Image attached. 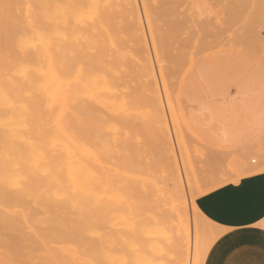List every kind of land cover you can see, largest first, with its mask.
I'll return each instance as SVG.
<instances>
[{
    "label": "rangeland",
    "instance_id": "obj_1",
    "mask_svg": "<svg viewBox=\"0 0 264 264\" xmlns=\"http://www.w3.org/2000/svg\"><path fill=\"white\" fill-rule=\"evenodd\" d=\"M64 1L67 2L68 0H63V2ZM120 1L125 2L120 4ZM133 1H135L134 3L138 5L134 7L140 8L138 10L143 9L145 12L141 11L142 14L138 13V10V12H135V9L132 10L134 7L126 4ZM116 2H118L120 5ZM139 2H142L143 6ZM111 3L116 4L111 5ZM146 3H152L153 8H155V6L160 8L161 6V9H163V4H165L166 7H169V10H166L165 7L164 9L166 11L162 10V15H160L161 9L158 12L156 8H151V11L149 4L147 5ZM159 3L162 4L159 5ZM125 4L126 6L124 7ZM100 5L101 14H103L104 10L111 13L107 15L110 24L112 25L111 21L113 19V26L115 27L116 25V29H113V26H111V30L114 32V34L120 32V29L122 28H120V25H122L126 28V30L125 28L124 30L129 34L133 33L131 35H134V38L132 36L131 38H127L129 36L127 32H125L126 34L123 35V29V32H120L122 35L118 33L119 36L116 34L117 36L114 35L112 37V33L111 38L109 34L112 31L110 33H106L100 27L99 38L97 36L98 33H95L94 35L90 33L87 34L83 41L84 43L86 42V45L89 44L87 45L89 47H87L84 46L85 44L83 43V55L86 57L84 58V61H89V63H91L93 60L92 65L94 64V66H96L98 64V66L94 68L96 69L99 67V70L96 72L99 77V85L103 89H99V92L101 93H99V96L101 95L102 97H99V101L95 105V108H97V124H102L101 126L99 124V127L97 128L100 131V129L104 126V129H102L101 132L98 130L96 131L98 135H103L102 138H100V136L97 138V140L99 139L98 143L102 141L103 144L101 142L100 146L98 145V148L100 150L102 148V151L98 149V162L95 164V167L98 165H100V167L103 166V168L101 167L103 170H98L99 166L96 169L98 172L97 176L102 178V174H100V172L103 173L105 175L103 178L105 177L104 179L106 182L105 180H102L103 178L100 179L98 177L100 181L105 182H103L105 186L103 183L101 185V183H98L99 180L97 178V186H100H98L99 192L96 198L98 201L97 208L99 205L101 206L100 209H96L97 212L95 213L97 215L101 214V210H104V208H106L104 210L105 212L113 210L112 212H109L110 216L107 215L108 213H104L103 211L102 214L104 215L101 214L99 215L101 217H97L98 220L103 218L102 224L100 223L101 220H99V222L97 221L101 226L98 225L96 227V222L94 227L90 226L87 230L85 229L86 232L84 230L83 238L86 237V239L91 244L100 247L98 249L99 252H101V256L104 254L103 251L106 253L111 251L112 255L110 259L107 260L105 258L102 259L99 257L100 260L97 264H103L104 261V264H129V262L130 264H159V262L160 264H183V262L184 264L185 262L186 264H205L208 253L223 235V231L220 230L212 221L207 219L202 209L204 200L210 194L217 191L212 197V201H214L217 206H221V194L223 186L234 184L240 178L264 172V0H150V2H146V0H101ZM108 6L109 8H106ZM118 9L120 13L121 10L122 12L124 11V13H127L125 11H128V9L132 12H135V16L138 18L137 21H141L142 25H140V22L138 23L136 21V18L134 20V17L130 16L129 19L126 15L124 16H126L125 20L128 21V26L125 20L123 21L124 25L121 23L119 24L116 20L119 19V21H121L124 18L119 17L120 14H117ZM153 11L155 14L152 13ZM155 11H157L158 14ZM112 12L116 13L114 14ZM116 14L118 16H116ZM137 14L139 15L137 16ZM127 15L129 14L127 13ZM132 15H134V13ZM99 17L100 21L103 23V17ZM140 17H142V19L146 22H144ZM133 20L136 21L138 25ZM129 21L134 23V27H137V29L139 28L141 34L143 31L145 34V29H149V31H146L147 35L145 36L148 41H145V38L142 40L145 41L144 44L149 45L150 48L146 47L147 49L149 48V51L147 49L144 50V48L143 50L145 52H137V54L140 55V57L137 56L139 57V60H136L137 57L136 59L130 58L131 61L136 60L139 66H141L140 63L143 62L142 64L147 63L148 67V62L151 61V64L149 63L150 68L148 67V70L146 69V66L143 65V68L146 69V71H144V75L141 70L140 71L142 74L138 72L140 68L142 69V66H137L136 62L134 61V65L139 67V69L133 67V65L130 64L128 57L133 56L132 58H135L136 53H134V50H140L139 47L136 48V46L140 45L137 43L138 40L140 41L138 42L141 43L143 47L148 45L142 44L143 42L139 38V33L136 31L137 29L134 30L131 26L132 24H129ZM152 23H155L158 26L159 24L160 26L162 25L163 33L162 30H160L161 28H157L158 26L156 27V25H153ZM151 24L154 27H152ZM156 29L157 33L159 30L160 33L157 34ZM115 30H117V32ZM104 32L106 33L105 35L109 37L108 40L111 39L110 41H104V39H107L105 38L106 36L104 35ZM137 35L138 38H136ZM120 36H126V38L124 37L125 39H128L129 41L131 39L133 42L130 41L131 43L127 42V44L126 41H122L124 38L121 39ZM115 38L116 40L118 38L119 41L121 39V42L118 41L120 44L117 43L118 45H121V49L117 48L119 47L116 44L117 41H113ZM91 40L93 42L96 40L95 43H98L100 46H94V43ZM104 43L107 46L110 45L112 50L114 52L116 51L117 55L111 50V47H104ZM123 43H125L123 45L124 47L122 46ZM133 43H137L136 46H134L135 48H133ZM112 44L115 47L112 46ZM91 45L93 46L91 47ZM141 45L140 47L142 49L143 47ZM86 47L88 48V52H86ZM129 47H132L133 49ZM99 48L102 52L99 51ZM103 48L107 50H103ZM122 48H125L124 50L126 51H124ZM129 49L132 50L133 53H129L130 51H127ZM95 51L97 53L99 51L98 55ZM121 51L123 52L120 53ZM92 52H94V57L91 56ZM105 52L107 55L110 54L109 52L113 54L112 56L110 55V60L107 59L108 56H105ZM142 52H144L143 54L147 53V55H143ZM87 54L88 56H85ZM95 54L97 57L99 54L101 56L103 54L106 59L104 56H99V58H97L95 57ZM123 54L124 56L126 54L128 55H126L127 58L125 57V59L128 60L126 61L127 63L125 60H122L124 59ZM119 56H123V58H120V60L123 62H119L122 67H120V65L117 66L118 61H115V64H110V62L113 63L115 58L117 60V57L119 60ZM141 56L143 58H141ZM104 59L109 63L106 64ZM155 61H157V63ZM124 62L126 65L129 64L130 66H127L128 68L125 67V65L123 66L122 64H124ZM112 66H115V68H111ZM151 66H153L155 71L151 68ZM130 67L133 69L135 68L138 71L135 69L134 71L133 69L131 71L129 70ZM117 68L120 71H117ZM125 68H127V70ZM150 69L154 71L153 73L155 74L151 73V75L156 77L155 79L157 82L155 84L158 85H153V81V84L144 82L145 80L143 77L141 79L144 80L142 84H148V87L150 84V86H155V88H150L151 91H149L146 85L143 86L141 84L139 86L141 79H139L140 81L136 79L137 82L133 81L135 80L134 77H136L138 74L140 75H138L139 77L145 76L146 72H149ZM121 71H123V73ZM135 72L138 74L136 75ZM124 73L128 74V76L124 75ZM121 74L126 78H121ZM148 74L149 73H147V76ZM151 75L149 74L150 77ZM112 76H115V78L117 77L116 79L120 77L117 81L115 78H112L116 81L115 84L117 83V86L120 84L118 87L112 83L114 82L112 79H109V77L111 78ZM149 76L145 78L148 79ZM154 77H152L151 80H153ZM130 80H132L133 84L127 83L130 82ZM104 85H107L109 90L111 86L114 88L109 92L108 87L106 86L108 91L105 92ZM129 85H133L135 88L132 86L130 87ZM120 86H122L121 88L125 87V90L123 89L124 92H121L122 89L119 88ZM143 87L145 89L143 90V93L146 94V92H152V94L150 93L142 95L141 90ZM116 88L117 91L115 90ZM130 89L132 90V93H130ZM154 89L159 90L157 91ZM126 90H128L127 94L130 93L131 96H129V94L126 96ZM102 93L103 95L105 94V96L107 93L108 95H113L112 97L114 98L110 96V98H107L106 100V97L104 98ZM120 94H122V96ZM156 94L158 98L155 97ZM116 95H119L120 99L116 100V98H119ZM123 95L125 96L123 97ZM140 95L143 97L140 98ZM114 99L117 102L113 101ZM122 101H124L125 104ZM131 101H133L132 104H129ZM97 105H100L99 109ZM105 112L109 113V115L105 114ZM111 115H114L113 117L116 116L118 118H114V121ZM107 116L112 120L109 121L110 119ZM125 117L129 121H127ZM100 119H102V121H100ZM103 121H105L108 126L107 124L102 123ZM124 126L125 129L123 130ZM103 133L112 135L111 137L109 136V138H107V135ZM103 137L104 139L108 140L103 141ZM107 141L110 145L106 144ZM116 141L117 143H115ZM110 142H112V146ZM104 143L106 145H104ZM120 144L124 146V148L121 147ZM101 145L104 147H101ZM109 148L111 149V152H109ZM121 148H123V150H121ZM103 149L104 151L107 150L105 152H108V154L105 153ZM113 151H115V153ZM103 155L105 157H103ZM109 155H111V160H109L110 163L108 164L107 158H109ZM101 156L105 160H103ZM106 162L107 164H105ZM110 171L113 172H111L113 174V178L116 174V181L111 176L112 180L110 183L111 186L113 185V187L110 186V183L108 184L110 180L108 177L112 175ZM121 179H123L122 182ZM106 184H108V186ZM125 185L126 187H123ZM104 188L105 190H103ZM103 197L106 198L104 199ZM117 205L118 208H115ZM121 206L124 208V210H122L123 208L119 209ZM116 214L118 215V218L120 216V221L121 218H125L124 220H126L128 217L127 221H121L122 223L120 222L121 224L118 225L119 222L118 219H116ZM158 218H160V221ZM104 219L107 220L104 221ZM185 219L186 223H183ZM179 220L181 225H179ZM108 221H111V223L113 222L114 225ZM115 222L117 224H115ZM143 222L147 223L148 228H146L147 226H145ZM167 222H169V224ZM123 223L126 226H122ZM128 223H131V226ZM141 223L143 224V227L145 226L144 228H146L145 230L147 232L145 234L143 233L142 226H135ZM167 224L172 228L170 229ZM158 225L159 228H162L160 229L161 231L163 230V232L167 233V235L169 234L168 237H166L165 234L163 237V232L161 234H157L160 232V230L157 231ZM175 226H178L177 229ZM108 227L112 228L108 229ZM135 227L136 229L140 230V233L136 232ZM149 227L151 230H154H148ZM89 229H94V231L98 229L95 232L99 231V235L98 233L93 235L90 233L93 232V230L90 231ZM107 230L113 232L111 234H114V238L112 235H110V231L108 232ZM155 230L156 233L154 232ZM180 230L183 232V234ZM106 231L108 233L105 235L104 232ZM125 231L127 234H124ZM180 233L183 237L185 234V240L180 237ZM103 234V237L100 236ZM174 234H176V240L175 237H173ZM133 236L135 238H133ZM95 237H97V239ZM1 238L2 237H0V241L2 240L0 242V254L2 253L1 247L4 249L3 251L6 252L2 243L4 238ZM145 238H149V240ZM126 239H131L132 243L130 245H126ZM138 239H142L141 244L144 245V248L141 247L142 245H138L140 244V240L138 241ZM158 239L160 242H158ZM186 239L189 240L190 245L187 243ZM87 240H84L85 246L89 247L91 244H89ZM103 240H106L105 243H108L105 245ZM146 240L148 242H146ZM171 240H175L179 244H181L180 241L182 240V242L184 241V244L182 243L179 245L181 246L179 248V246L176 245L177 243H173ZM58 242L60 241L57 240V243L56 241H52L50 243L51 249L56 246V248L58 247V250L59 248L66 246L62 240L60 243ZM157 243H159L160 246ZM171 243H173L175 246L172 247ZM161 246L163 251H161ZM166 248L169 250H166ZM114 249H117L116 252ZM164 250L169 251L168 255ZM179 250L182 254L179 252ZM202 251H206V253H208H203V256H201ZM173 252L175 254H173ZM130 254L132 257H129ZM179 254H181V256L183 255V257H181ZM6 255L7 252L5 255L2 254L0 256V263L6 264V261H8ZM2 258L3 260L1 261ZM117 258H119V260ZM176 259L178 260L176 261Z\"/></svg>",
    "mask_w": 264,
    "mask_h": 264
},
{
    "label": "bare ground",
    "instance_id": "obj_2",
    "mask_svg": "<svg viewBox=\"0 0 264 264\" xmlns=\"http://www.w3.org/2000/svg\"><path fill=\"white\" fill-rule=\"evenodd\" d=\"M122 2L124 3L125 1H120V4H122ZM128 2H130V1H128ZM134 2L135 1H133L131 3H126V4H129V6H132V7L138 6ZM146 2H150V0H146ZM116 3H118V2H116ZM116 3H111V5L116 4ZM100 4H101V0H68L67 2H65V1L63 2V0H0V237L4 238L2 243H3V246L6 250V252H7L6 256L8 258V261H6V264H97V263H99L100 258H102V259L105 258L107 260L111 258V255H112L111 251L110 252L108 251L109 253H106L105 251H103L104 254L101 256V252H99V249H98L100 247L94 246L93 244H91L86 239V237L83 238V235H84L83 232L85 229L87 230L90 226L94 227V225H96V222L97 221L99 222V220H101L100 221L101 224L103 223L102 222L103 218H100L98 220L97 217H101L99 215H101L103 213V211L106 209V208H104V210L102 209L101 210L102 213L100 212L101 214L97 215L95 213V212H97L96 209H100V206H101V205H99V207L97 208L98 201L96 198H97L98 192H99L98 191L99 185L97 186V184L101 183V185H102V183L104 182V181L99 180L100 177L97 176L98 172L96 170L98 168V166H99L98 170H103L102 169L103 166H101L102 168L100 167V165L95 167V164L98 162V154H99L98 153V149H99L98 145L100 146V143L102 142L100 139L101 142L98 143L99 139L97 140V138L99 136H100V138H102V136H103L101 134L98 135L96 133V131L98 130L97 127H99V124H100V126L102 125L101 123L97 124V115H96V109L97 108H95V105L97 104V102L99 101V97L101 96V95L99 96V93H100L99 89L101 87L99 85L100 84L99 83V77H98V74L96 72L97 70H99L98 69L99 67L96 69L94 68V67L98 66V64L96 66H94V64L92 65L93 60L91 61V63H89V61L88 62L84 61V58H86V57H84V55H83L84 54V50H83V43L84 42L83 41L86 38L87 34L91 33L94 35L95 33H98L97 36L99 38L100 27L106 33H110L112 31L111 26H113V19L109 15L110 18L112 19V21H111L112 25H111L109 22V19H108V15H107V14H111V13L106 12L104 10L103 14H101L100 13V6H101ZM126 4L124 5V7L126 6ZM140 4L142 5V2ZM148 4L150 7L149 6H147V7H149L150 10H151V8L152 9L156 8V10H158V12H159V10L162 8L161 6H160V8L158 7L159 9L156 6H155V8H153L152 3H148ZM161 4L159 3V5H161ZM112 7H115V6H112ZM132 7H127V8H132ZM165 7H166V5L163 4V9L160 10L161 14L159 13L160 15H162V10L164 11ZM106 8H109V6ZM134 9H135V12L139 11L138 13H141V11H143L142 8H141L142 10H138L140 8H137V7L132 8V10H134ZM123 10H125V9H123ZM166 10H169V7H166ZM107 11H109V10H107ZM128 11H125V12H127L129 15H127V13H124V11L122 12V10L120 13L119 9H118L117 14L118 15L120 14L119 17H122L124 19L121 21H119V19L118 20L115 19V20L119 24L121 23L124 25L123 21L126 19V16H128L129 19H130V16H132V17H134L133 19L135 20V18H136V21H137L138 18L135 16L136 13L130 11L129 9H128ZM143 12H145V11H143ZM155 12H157V11H155ZM158 12H157V14H158ZM112 13H114V12H112ZM133 13H134V15H132ZM152 13H154V11ZM114 14H112V15H114ZM117 14H116V16H118ZM121 14H122V16H121ZM124 15H126V16H124ZM138 15L139 14H137V16ZM99 16L103 17V23L100 21ZM140 16H142V15H140ZM150 17H151V15H150ZM122 18H120V19H122ZM140 18L142 19V17H140ZM157 18H158V16H157ZM144 19H145V17H144ZM153 19H155V18H153ZM125 21L127 22V26H128V21L127 20H125ZM136 21H134V22H136ZM137 22L138 23L140 22V25H142L141 21H137ZM137 22H136V24L138 25ZM144 22H146V21H144ZM129 24L130 25L132 24L131 26L133 27L134 30L137 29V27H134V23L130 22ZM160 24H161V22H160ZM160 24H159V26L156 24L155 25H156V27L158 26L157 28H161L160 30H162V25L160 26ZM153 25H152V27H154ZM143 26H144V24H143ZM143 26H141V27H143ZM115 27H116V25H115ZM115 27L113 26V29ZM145 27H144V29H145ZM120 28H118V29H120V32L124 31L123 35H125L126 34L125 32H127V31H125L126 28L122 25H120ZM124 28H125V30H124ZM122 29H123V31H122ZM117 30H115V31L117 32ZM138 30H139V28L136 31H137V33H139V38L142 41L145 38V36L147 35L146 31H149V29L148 30L145 29V34H144V31L141 34L140 30L139 31ZM160 30L158 33H160ZM105 32H104V35L106 34ZM120 32H118V33L120 35H122ZM150 32H147V33H150ZM118 33L114 34V32L112 31L109 35L111 37V34H112V37H113L114 35H116ZM156 33H157V29H156ZM162 33H163V30H162ZM119 34H118V36H119ZM131 34H133V33H131ZM131 34L128 33L129 36L127 38H129V37L131 38V36H132ZM105 36H106L105 38H107V39H104V41L108 40V38H109L107 35H105ZM140 36H142V37H140ZM124 37L126 38V36H124ZM124 37L120 36L121 39H123ZM125 38L122 40L123 42L126 41V43L127 42L129 43L131 41V39L129 41L128 39H125ZM136 38H138V35L136 36ZM94 39H96V38H94ZM121 39L119 41L118 38H117V40L115 38L113 41L114 42L117 41L116 44L117 43L120 44L119 42H121ZM110 40H108V41H110ZM144 40L148 41V39H146V38ZM113 41H112V43H113ZM138 41H137L138 45L139 44L141 45V43H139L140 41L139 42ZM145 41H142L143 42L142 44L148 45V44H144ZM95 42H96V40H94V42H93L94 46L99 47L100 45L98 43H97L98 44L97 45ZM97 42H99V41H97ZM131 42H133V40ZM84 44H85L84 46L89 45V44L86 45V42ZM110 44H111V42H110ZM113 44H112V46H114ZM124 44L125 43H123L122 46ZM127 44H126V46H127ZM136 44L133 43V48H135L134 46H136ZM129 45L132 46L131 44H129ZM140 45L136 46V48L139 47L140 50L139 49H138V51H137V49L134 50L135 51L134 53H136L135 58H132L133 56L128 57L129 60H130V58L136 59L137 56L140 57V55H138L137 52L139 53V51H144L147 49L146 47H149V45L144 46V47L141 45L143 47L141 49ZM92 46L93 45H91V47ZM105 46L107 48L111 47L110 45L107 46L106 44L104 45V47ZM118 46L119 47H117V48H120L121 45H118ZM87 47H89V46H87ZM87 47H86V52H88ZM117 48H116V50H117ZM129 48H132V47H129ZM104 49L105 48H103V50ZM105 50H107V49H105ZM111 50H112V47H111ZM99 51H100V48H99ZM99 51H98V53H99ZM124 51H126V50H124ZM127 51L128 52L130 51L129 53H133L132 50H130V49ZM161 51H163V50H161ZM100 52H102V51H100ZM111 52H109L110 53L109 55H107L105 52V56L106 57L108 56L107 59H109L110 55L111 56L113 55ZM122 52L123 51H121L120 53H122ZM128 52H126V53H128ZM144 52H142V54ZM150 52H151V50H150ZM158 52H159V50H158ZM93 53L94 52L91 53L92 57H94ZM98 53H97V55H98ZM114 53L117 55L116 51ZM153 53H154V51H153ZM103 54H102V56L99 54V56L103 57L104 56ZM145 54L147 55V53H145ZM145 54H143V55H145ZM97 55L95 54V57H97ZM126 55L124 56V54H123L124 59H122L123 61L125 60V62L128 61L127 59H125V57L127 58V56H128V55L127 56ZM148 55H150V54H148ZM85 56H88V54ZM99 56L97 58H99ZM123 56H121V57L119 56V60H118V57H117V60L115 58V60H113V63L110 62V64H115L114 62L118 61L117 66L120 65L119 64V62L121 61L120 58H123ZM106 57H105V59H106ZM139 57H137L136 60H139L138 59ZM141 58H143V57L141 56ZM87 59H89V58H87ZM110 59H111V57H110ZM146 59H145V61H146ZM136 60H134V61L137 64L138 62ZM97 61L100 62L99 60H97ZM123 61H121V63ZM132 61L130 60V64H132L133 67H135L137 69H139V67L142 66L143 70L141 68L139 69V71L135 68L134 69L137 70L138 72H140L141 74L143 72V75H144V71H146V69L148 70L150 68L149 63L151 64V61H149V62L147 61L149 68L147 67V63L142 64L143 62L140 63L141 66H139L137 64V66H139V67H136L134 65V61L133 62ZM105 62H106V64L109 63V62H107V60H105ZM125 62H124V64H122L123 66L124 65H125V67L130 66L129 64L126 65L127 62L126 63ZM155 62L157 63V61H155ZM143 65L146 66V69L143 68L144 67ZM120 67H122V66L120 65ZM111 68L114 69L115 66L114 67L112 66ZM127 68H125V69L127 70ZM151 68L153 69V66H151ZM101 69H100V71H101ZM132 69L133 68L130 67L129 70L132 71ZM134 69H133V71H134ZM105 70H106V68H105ZM118 70L119 69L117 68V71ZM150 71H152V70L150 69L149 72L148 71L146 72L145 76H141V77H139L140 75L135 72V74L136 75L138 74L139 76L137 75L136 77H134L135 76L134 75L133 77L135 80H133V81L137 82L136 79L139 80L143 77V79L145 81L142 79H141V81L139 80L141 82V83H139V86L142 84L143 81L148 83V84L152 83V81H153L154 82V84L152 83L153 85H155V86L158 85V84H155L157 82V80L155 79L156 77H154V75L153 76L151 75V73H153L155 70L152 72H150ZM121 72L123 73V71H121ZM112 73H113V71H112ZM132 73H134V72H132ZM147 73H149L151 75V77H150L148 74L151 82L149 81V78L148 79L145 78V77H148ZM128 74H129V71H128ZM128 74L124 73V75H127V76H128ZM153 74H155V73H153ZM105 76H106V74H105ZM121 76H122V74L120 75V77ZM129 76H131V75H129ZM123 77L126 78L125 76H122L121 78H123ZM152 77H154L153 80H151ZM112 78L114 79L115 76L114 77L112 76L111 78L109 77V79H112ZM119 78L116 79V81L119 80ZM113 79H112V81H114V82H112V83L115 84L116 81ZM146 80H148V81H146ZM154 80H156V81H154ZM122 81H123V79H122ZM125 82H127V81H125ZM127 83L133 84L132 80H130V82H127ZM116 84H115V86H117ZM134 84H135V82H134ZM148 84L143 83L142 85L147 86ZM119 85L120 84H118V86ZM150 85H149V87L147 86L149 91H151L150 90L151 87L155 88V86H153V85L150 86ZM106 86L107 85H104V87L106 88V89L104 88L105 92L109 90V87L107 86L108 87V90H107ZM129 86L133 87V85H129ZM111 87H110V90L114 88V87H112V88ZM121 87L122 86L119 87L120 89H122L121 92H124L123 89L125 90V87L124 86H123L124 88H121ZM133 88H135V87H133ZM101 90H103V89L101 88ZM110 90H109V92H110ZM115 90L117 91V88ZM143 90H145L144 87L141 90L142 95L145 94V93H143ZM154 90L158 91L159 89H154ZM127 91L128 90H126V94H127ZM105 92H103V93H105ZM103 93H102V95H103ZM114 93H115V91H114ZM130 93H132V90L130 91ZM130 93H128L129 96H131ZM150 93L152 94V92H150ZM150 93L146 92V94H150ZM128 94L126 96H128ZM120 95L122 96V94H120ZM103 96H104V98L106 97V100H107V98H110L111 95H108V93H107L106 96H105V94ZM107 96H109V97H107ZM124 96L125 95H123V97ZM117 97H119V98H116V100L120 99L119 95ZM142 97L143 96H141L140 98H142ZM155 97H157V94ZM112 98H114V97H112ZM145 98H146V96H145ZM140 100H143V99H140ZM113 101H115V99ZM115 102H117V101H115ZM122 102H124V101H122ZM132 102L133 101H131V103H129V104H132ZM99 104H101V103H99ZM124 104H125V102H124ZM97 106L99 109L100 105H97ZM100 109H101V107H100ZM127 110H128V108H127ZM102 112H104V111H102ZM105 114L109 115V113H107V112H105ZM113 116H112L113 119L118 118L116 116L115 117H113ZM98 117H99V115H98ZM111 120L112 119H110L109 121H111ZM126 120L129 121L127 118H126ZM98 121H99V118H98ZM100 121H102V119H100ZM109 121H108V123H109ZM114 121H115V119H114ZM102 123L107 124V123H105V121H103ZM122 123H123V121H122ZM107 126H108V124H107ZM102 129H104V126H103V128L100 129V131L99 130L98 131L101 132ZM124 129H125V126H124L123 130ZM102 132H104V131H102ZM120 133H119V135H120ZM103 134L107 135V138H109V136L111 137V135H112V134L108 135V133H103ZM105 135H104V137H105ZM104 137H103V141L108 140V139H104ZM110 140H111V138H110ZM124 140H126V139H124ZM119 141H120V139H119ZM112 142H113V138H112ZM112 142H110L111 146H112ZM105 143H104V145L109 144L108 141L106 144ZM115 143H117V141ZM102 144H103V142H102ZM121 144H120V146L124 148V146H122ZM101 147H104V146L101 145ZM123 148H121V150H123ZM105 149H107V148H105ZM100 151H102V148ZM103 151H104V149H103ZM105 151H107V150H105ZM104 152H102V153H104ZM109 152H111V149L109 150ZM113 152L115 153V151H113ZM117 152H118V150H117ZM105 153L108 154V152H105ZM110 156L111 155H109V158H107L108 164L110 163L109 160H111ZM121 156H123V155H121ZM103 157H105V156L103 155ZM103 157H102V159H103ZM106 157H107V155H106ZM112 157H115V156H112ZM125 157H127V156H125ZM119 158H120V156H119ZM103 160H105V159H103ZM107 162L105 164H107ZM121 163H122V161H121ZM106 171H108V170H106ZM124 171H127V170H124ZM111 172L112 171H110V173ZM110 173H108V174H110ZM100 174H102V176H101L102 178H103V176H105L101 172H100ZM115 175H114V178H113V174L110 175V177H108V179L110 178L108 184L112 180L111 176L113 179H115ZM97 178H98L99 182L97 181ZM102 178H100V179H102ZM104 178L102 180H105ZM122 180L123 179H121V182H122ZM115 181H116V179H115ZM105 182H106V180H105ZM108 184H106V185L108 186ZM126 184H128V183H126ZM104 186H105V184H104ZM104 186H102V187H104ZM110 186H111V183H110ZM111 187H113V185ZM123 187H126V185ZM121 189H123V188H121ZM103 190H105V188ZM108 190H109V188H108ZM112 192H113V190H112ZM104 193H107V192H104ZM128 195H130V194H128ZM103 198L105 199L106 197H103ZM103 204H105V203H103ZM118 205H117V207L115 206V208H118ZM124 207H126V206H124ZM101 208H103V207H101ZM122 208L123 207L121 206V208H119V209H122ZM107 210H109V209H107ZM122 210H124V208ZM114 211H115V209H114ZM109 212L104 211V213H108L107 215L110 216ZM129 212H131V211H129ZM102 215H104V214H102ZM157 215H159V214H157ZM157 217H159V216H157ZM119 218H120V216H119ZM119 218L117 215L116 219H118V222H119L118 225H120L122 222L127 221V219H128V217L126 220H124L125 218L124 219L121 218V221H122L121 222L119 220ZM159 219L160 218H158V220ZM105 220H107V219H104V221ZM113 220H114V218H113ZM180 220H179V222H180ZM168 221H171V220H168ZM98 222H97L96 227L99 225ZM108 222L111 223V221H108ZM177 222H178V220H177ZM105 223H104V225H105ZM143 223L145 224V226H147L146 228H148L147 223H145V222H143ZM167 223L169 224V222H167ZM183 223H186V219H185V221H183ZM111 224L114 225L113 222ZM115 224H117V223L115 222ZM108 225H109V223H108ZM123 225H125V224L123 223L122 226ZM129 225L131 226V223ZM132 225H133V223H132ZM139 225L143 227L142 223L135 225V226H139ZM162 225H163V222H162ZM179 225H181V222L179 223ZM99 226H101V225H99ZM144 227L142 228V230H143V233L145 234L147 231L145 230L146 228H144ZM177 227H176V229H177ZM110 228H112V227H110ZM110 228L108 227V229H110ZM154 228H156V227H154ZM157 228H156L157 231L162 229L161 227L159 228V225ZM171 228L172 227H170V229ZM181 228L183 229L182 226H181ZM106 229H107V227H106ZM135 229H136V227H135ZM86 230H85V232H86ZM92 230H93V232H90V233H92L93 235L98 233V235H99V231L95 232L98 229H96L95 231H94V229H91L90 231H92ZM148 230L153 231L154 229L151 230V228L149 227ZM107 231L104 232L105 235L110 230L108 232ZM126 231L124 232V234L126 233ZM139 231H140L139 229H136V232L140 233ZM154 232L156 233V230ZM162 232H163V230L162 231L160 230V232L157 234H161ZM109 233H110V235H112L111 233H113V232L110 231ZM104 234L100 235V236L103 237ZM164 234L166 237H168V235H169V234L167 235V233L163 232V234H162L163 237H164ZM182 234H183V232H182ZM116 235H117V233H116ZM146 235H148V234H146ZM179 235L183 240H185V238H184L185 234H184V237L181 235V233ZM112 236L114 238V234ZM175 236H176V234L173 235V237H175ZM95 238L97 239V237H95ZM133 238H135V237L133 236ZM176 238L177 237H175V240H176ZM88 239H89V237H88ZM98 239H99V237H98ZM108 239H109V237H108ZM145 239H147V238H145ZM188 239H186V241L189 244ZM57 240H59L60 242L62 240V242H64L66 244V246L61 247L58 250H57L58 247L56 248V246H55V247H53L54 249L52 248L53 249L52 250L50 247V243L52 241H56V243H57ZM84 240H87V242H89V244H91V245L89 247H86ZM139 240L140 239H138V241ZM141 240L139 241L140 244L137 243L140 246L142 245ZM147 240H149V238ZM147 240H146V242H148ZM175 240H171V242H173V243L176 242L177 243L176 245H178V246L184 242V241L182 242V240H181L180 241L181 244H179ZM103 241H104L103 243L105 245H106V243H108V242L105 243L106 240H103ZM131 241H132L131 239H126L125 244L130 245L132 243ZM60 242H58V243H60ZM158 242H160L159 239H158ZM211 242H213V241H211ZM117 243H119V242H117ZM161 243L163 244L162 241H161ZM173 243H171L172 247L175 246ZM157 244H159V243H157ZM200 244H199V247H200ZM143 246L144 245H142L141 247H143ZM159 246H160V244H159ZM122 247H124V246H122ZM152 247H154V246H152ZM180 247L181 246H179V248ZM161 248H162V246H161ZM101 249L103 250L102 247H101ZM167 249L168 248H166V250ZM1 250H2V253L0 254V256L2 254L5 255L6 252L3 251L4 249L2 247H1ZM116 250H115V252H116ZM122 250H123V248H122ZM166 250H164V251H166ZM161 251H163V248ZM183 251L186 252L185 250H183ZM168 252L169 251H166L167 255H168ZM179 252H180V250H179ZM181 252H182V249H181ZM203 253H206V251L205 252L202 251L201 256H203ZM126 254H125V256H126ZM173 254H175V253L173 252ZM181 254H179V255L181 256ZM6 256H4V257H6ZM123 257H124V255H123ZM129 257H132V255L130 254ZM181 257H183V255ZM117 259L119 260V258H117ZM164 259H165V257H164ZM202 259H204V258H202ZM2 260H3V258L1 259V261ZM146 260H149V259H146ZM169 260H171V259H169ZM177 260L178 259H176V261ZM182 260H184V259H182ZM4 261H5V259H4ZM165 261H167V260H165ZM128 262H129V260H128ZM187 262H188V260H187ZM104 263H105V261L103 262V264ZM106 263H109V262H106ZM122 263H123V261H122ZM0 264H2V263H0ZM129 264H130V262H129ZM159 264H160V262H159ZM183 264H184V262H183ZM185 264H186V262H185Z\"/></svg>",
    "mask_w": 264,
    "mask_h": 264
},
{
    "label": "crops",
    "instance_id": "obj_3",
    "mask_svg": "<svg viewBox=\"0 0 264 264\" xmlns=\"http://www.w3.org/2000/svg\"><path fill=\"white\" fill-rule=\"evenodd\" d=\"M210 194L202 209L223 235L205 264H264V172L222 187L217 206Z\"/></svg>",
    "mask_w": 264,
    "mask_h": 264
}]
</instances>
